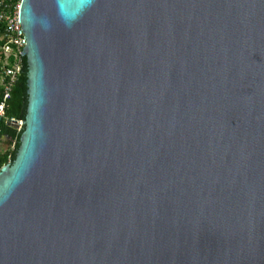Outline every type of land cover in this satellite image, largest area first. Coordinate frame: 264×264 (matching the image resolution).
<instances>
[{
  "label": "water",
  "instance_id": "obj_1",
  "mask_svg": "<svg viewBox=\"0 0 264 264\" xmlns=\"http://www.w3.org/2000/svg\"><path fill=\"white\" fill-rule=\"evenodd\" d=\"M18 21L0 264H264V0H21Z\"/></svg>",
  "mask_w": 264,
  "mask_h": 264
},
{
  "label": "built area",
  "instance_id": "obj_2",
  "mask_svg": "<svg viewBox=\"0 0 264 264\" xmlns=\"http://www.w3.org/2000/svg\"><path fill=\"white\" fill-rule=\"evenodd\" d=\"M20 3L21 0H0V84L4 86L0 100V118L3 116L4 102L9 98L11 87L22 66L21 50L25 40L18 21ZM16 121V130H20L22 120Z\"/></svg>",
  "mask_w": 264,
  "mask_h": 264
},
{
  "label": "trees",
  "instance_id": "obj_3",
  "mask_svg": "<svg viewBox=\"0 0 264 264\" xmlns=\"http://www.w3.org/2000/svg\"><path fill=\"white\" fill-rule=\"evenodd\" d=\"M4 91L0 84V100ZM26 106V62L22 58V66L16 81L11 87L9 98L4 102L3 116L0 118V167L12 161L19 144L20 130L6 123L7 118L23 120Z\"/></svg>",
  "mask_w": 264,
  "mask_h": 264
}]
</instances>
